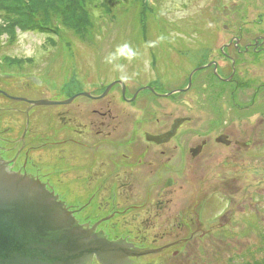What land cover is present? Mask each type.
Masks as SVG:
<instances>
[{
  "label": "rangeland",
  "instance_id": "374dc122",
  "mask_svg": "<svg viewBox=\"0 0 264 264\" xmlns=\"http://www.w3.org/2000/svg\"><path fill=\"white\" fill-rule=\"evenodd\" d=\"M21 1L28 7L30 0ZM36 1L38 19H46L45 11L55 28L25 31L14 26V31L7 30L10 19L2 14L10 2L0 0V74L9 75L0 79V90L7 93V98L0 96V119L11 122L19 119L24 124L28 103L22 98L62 101L76 92H88L89 98H76L60 106H34L36 112L30 113L33 116L46 111L42 116H34L37 127L32 130L41 134L47 132V135L61 133L62 139L70 134L68 124L72 122L62 124L58 121L61 115L65 120L70 117L84 119L88 115L86 118L100 126V133H114L123 129V125L132 130L134 123L143 122L146 117L154 127L164 119L171 122L173 118L185 116L190 120L187 125L194 123V128L201 122L206 123L208 118L211 119L207 124L212 129L221 125L228 118L226 86L213 78L211 67L193 71L199 64L211 61L218 65L228 64L220 49L233 37L264 36V0ZM65 4L67 11L72 7L79 12L82 6L90 23L81 39L61 23V14L55 15L57 5ZM66 41L70 43L65 44ZM232 54L237 56L235 52ZM245 65L244 79H254L258 70H264V65ZM227 73L223 68L221 75L225 77ZM29 76L42 80L40 87L28 81ZM190 76V89L180 97L150 98L144 100V106L136 103L139 98L135 102L121 103L116 82L111 86L114 89L102 93L105 84L119 79L128 86V100L139 84L149 83L155 93L164 94L185 87ZM262 78L264 80V75ZM202 84L208 89H200ZM211 87L217 92H209ZM246 89L235 92L240 100L248 98L251 91ZM92 96L99 98L91 99ZM59 112L62 114H55ZM102 112L104 115H100ZM231 113L234 132L242 131L245 124L251 125L240 115L237 106ZM251 119L253 124L257 120L262 122L263 129L264 116ZM100 121L104 122L103 126ZM225 159L217 160L212 167L214 170L211 168L214 172L206 177L211 189H216L213 203L217 211L232 210L223 227L227 232L223 236L218 232L213 236L194 237L185 244L179 242V237H164L157 245L177 240L178 252L174 253V246H170L166 252L149 254L141 261L152 264H264V136L249 150L234 154L231 163L227 160V166ZM188 192L192 198L198 196L193 188H188ZM227 192L231 197L225 203L223 194ZM91 264L98 263L92 261Z\"/></svg>",
  "mask_w": 264,
  "mask_h": 264
},
{
  "label": "flooded vegetation",
  "instance_id": "af4514ba",
  "mask_svg": "<svg viewBox=\"0 0 264 264\" xmlns=\"http://www.w3.org/2000/svg\"><path fill=\"white\" fill-rule=\"evenodd\" d=\"M224 46L220 52L228 64L211 61L210 66L205 67H211L213 78L226 86L228 118L221 125L212 129L207 124L211 119L208 118L206 123L201 122L194 128V123L187 125L190 120L185 116L173 118L171 122L164 119L154 127L146 117L143 122L134 123L132 130L123 125L125 130L100 133V126L86 118L88 115L84 119L65 120L59 112L55 113L61 115L59 122H72L68 124L70 134L62 139L61 133L47 135V132L41 134L32 130L37 127L34 116H42L46 111L32 116L30 113L36 112L35 107L27 102L24 124L19 119L16 122L0 119V158L4 167L39 181L56 194L78 222L89 225L99 222L96 230L111 240L122 238L138 247L161 248L160 254L170 246H174V253L178 252L177 240L157 245L164 237H179V242L185 244L194 237L213 236L218 232L223 236L227 232L223 227L232 210L217 211L213 203L216 189H211L206 174L214 172L212 167L217 160L227 158L224 162L227 166V160L231 163L234 154L249 150L264 136L262 122L257 120L253 124L251 119L264 116V70H258L254 79L242 76L245 64L264 65V36L233 37ZM233 52L237 56L234 57ZM223 68L228 70L225 77L221 75ZM113 81L121 80L110 82ZM115 85L121 103L135 102L139 98L136 103L142 106L146 105L144 100L178 98L190 89L186 84L159 94L149 83L139 84L128 100V86L123 81ZM242 88L251 91L246 100H240L235 94ZM200 89L208 87L202 84ZM209 92L217 90L211 87ZM0 96L6 97L3 93ZM82 97L89 98L78 95L69 103ZM96 97L91 99H98ZM235 106L252 125L245 124L238 133L233 131L235 125L231 118ZM100 124L103 126L104 122ZM136 129L142 132L137 133ZM188 188H193L198 196L192 198ZM223 197L225 203L230 201L228 192Z\"/></svg>",
  "mask_w": 264,
  "mask_h": 264
},
{
  "label": "water",
  "instance_id": "95a60500",
  "mask_svg": "<svg viewBox=\"0 0 264 264\" xmlns=\"http://www.w3.org/2000/svg\"><path fill=\"white\" fill-rule=\"evenodd\" d=\"M29 79L37 84L33 77ZM3 165L0 160V264H89L93 257L100 264H137L128 257L140 251L130 249L124 240L108 241L93 228L79 225L52 193Z\"/></svg>",
  "mask_w": 264,
  "mask_h": 264
},
{
  "label": "trees",
  "instance_id": "16d2710c",
  "mask_svg": "<svg viewBox=\"0 0 264 264\" xmlns=\"http://www.w3.org/2000/svg\"><path fill=\"white\" fill-rule=\"evenodd\" d=\"M10 3L9 5H5L3 8V16L5 18L10 19L8 22L9 26H7V30H15L14 26L19 27L20 30H28V29H33V30H49L53 27V24L51 23V16L46 13V19H38V14L36 13L35 8L38 5L36 0H30L28 3V7L24 2L21 0H8ZM42 3V2H41ZM40 3V4H41ZM67 5H57L55 15L59 16L61 14V23L67 25L68 28L73 30L77 37L81 39V36L86 30L89 28L90 23L87 21L86 15L83 12L82 6L79 7L80 10L79 12L76 10H73L72 7H69V11H67ZM42 10V9H41ZM43 11V10H42ZM68 15H67V14ZM73 33L72 31H70ZM80 33V36H79ZM78 34V35H77ZM50 40V39H49ZM53 42V41H52ZM70 42H65V44H68Z\"/></svg>",
  "mask_w": 264,
  "mask_h": 264
}]
</instances>
